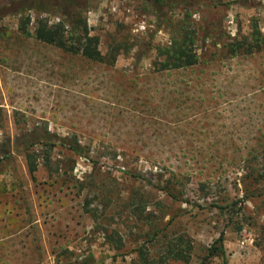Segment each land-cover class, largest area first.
Listing matches in <instances>:
<instances>
[{
  "label": "rangeland",
  "instance_id": "1",
  "mask_svg": "<svg viewBox=\"0 0 264 264\" xmlns=\"http://www.w3.org/2000/svg\"><path fill=\"white\" fill-rule=\"evenodd\" d=\"M12 1L0 0V142L12 143L0 264H143L140 250L159 264H224L208 258L221 236L228 264H264V51L224 56L255 24L264 32V0H201L199 37L222 25L197 43L196 66L163 72L146 44L167 45L171 28L157 29L145 0L87 1L102 54L122 48L112 66L24 37L22 16L2 15ZM46 128L54 147L34 149L32 177L16 138ZM170 180L179 201L156 188ZM178 244L188 262L168 255Z\"/></svg>",
  "mask_w": 264,
  "mask_h": 264
},
{
  "label": "trees",
  "instance_id": "2",
  "mask_svg": "<svg viewBox=\"0 0 264 264\" xmlns=\"http://www.w3.org/2000/svg\"><path fill=\"white\" fill-rule=\"evenodd\" d=\"M87 1L89 0H16L10 2L2 15L22 16L18 30L26 38H32L39 43L53 46L66 53L80 55L89 61L112 66L117 61L122 48L118 45L113 47L106 55L102 54L100 38L92 34V30L84 18V13L89 10ZM201 3V0H145L146 8L151 11L157 20V29L161 30L166 26L171 28V38L167 45L155 47L152 44L154 37L151 38V42L146 44L147 52L154 50L157 54V62L155 63L157 71L189 69L200 62L201 54L197 43L202 42L205 46L208 38L223 22L221 18H216V20L213 19V21L207 23L204 28V36L200 38L196 29L192 27L191 12L200 13V10L194 9ZM209 3L215 8L220 5L219 0H209ZM176 9L186 11V16L177 22L171 16ZM6 11L7 13H5ZM52 18L56 21L52 22ZM32 23L34 24L33 31L30 29ZM262 51H264V32L262 33L258 24H255L249 36L240 40H232L230 44L225 46L224 56L234 58L258 54ZM53 138L54 136L48 132L47 128L33 130L16 138L15 149H19L24 154L28 171L32 177L39 170V158L34 149L38 145L45 148L54 147L51 142ZM67 143H69L68 140H65L64 146L67 147ZM69 150L79 157L83 155V147L76 139L69 146ZM11 157L12 143L9 140L0 142L1 161L8 160ZM46 160L49 161V156ZM156 188L165 192L173 200H180L175 194L171 180L168 182L167 187L157 186ZM107 239L112 240V234H108ZM119 243L121 246V240H119ZM223 243L224 238L221 236L208 250V258L220 257L223 259L224 264H228ZM180 244L170 248L168 255L176 260L188 262L189 256L179 248L181 247ZM120 246L118 245L117 248L120 249ZM140 259H142L143 264H159V262L148 260L142 250H140ZM80 264H95V259L93 256H89L82 260Z\"/></svg>",
  "mask_w": 264,
  "mask_h": 264
}]
</instances>
